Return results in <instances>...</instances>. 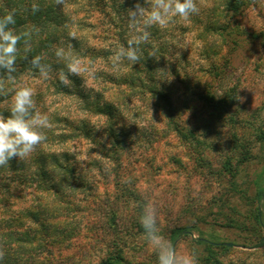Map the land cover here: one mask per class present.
<instances>
[{"label": "rangeland", "instance_id": "obj_1", "mask_svg": "<svg viewBox=\"0 0 264 264\" xmlns=\"http://www.w3.org/2000/svg\"><path fill=\"white\" fill-rule=\"evenodd\" d=\"M227 1L199 0V15L176 19L163 30L151 28L149 43L141 45L146 54L157 50L160 73L180 88L175 91L180 93L184 85L192 90L186 98L180 96L190 111L184 102L173 103L176 128L181 125L186 134H177L167 124L154 99L132 92L112 122L117 144L111 142L104 112L109 107L104 102L116 107L117 94L113 85L109 94L105 91L109 84L104 80L114 77L111 49L126 43L125 10L137 0H104L101 9H72L70 19L83 22L74 31L80 48L103 53L84 59L97 68L95 77L87 78L88 89L79 77L69 89L81 95L102 92L103 103L98 106L92 98L84 104L76 96L55 94L52 78H18L37 90V102L52 113V121L54 114L77 118L88 137L58 143L53 132V139L38 147L29 161L12 159L10 168H0V191L12 193V199L0 205V216L25 212L40 200L34 162L41 150L67 151L79 177H64L74 204L51 199L43 204L45 212L34 210L32 218L4 223L20 235L41 236V245L11 243L7 254L17 264H100L108 257L121 264H156L139 223L144 199L158 209L167 238L173 227H189V234L174 245L195 250L199 264H264V245H257L264 235V197L260 203L256 200L257 189H264V0H245L234 13L226 12ZM229 37L233 42L226 41ZM170 66L177 68L182 84L172 79ZM203 90L226 96L229 105L215 110L202 104L197 94ZM186 115L190 117L180 122ZM257 210L263 224L256 221ZM57 225L61 228L54 232ZM197 238L217 244L208 249Z\"/></svg>", "mask_w": 264, "mask_h": 264}, {"label": "trees", "instance_id": "obj_2", "mask_svg": "<svg viewBox=\"0 0 264 264\" xmlns=\"http://www.w3.org/2000/svg\"><path fill=\"white\" fill-rule=\"evenodd\" d=\"M35 2L39 3L40 10L33 14L31 11V4L33 3V0H0V16L4 15L12 8H15L17 10L15 17L16 25L14 26L17 31H22L33 26L39 29V32L37 34H34L33 37V52L31 53V55L47 53V62L53 64L54 72L59 71L63 67V65H57L55 63V57L51 52V48L52 46L59 44L61 41H63L64 46L71 44L74 51L79 53L83 60L86 58L92 59L97 55H102V50L96 54H94L93 52L85 53L83 49L78 45V42H76V39L71 40L68 37V32L75 31V29L78 26H81V24L83 23L82 21L75 22L74 20L70 19L69 15L74 10L73 8L80 7L84 9H101V7H103L105 4L104 0H65L63 8L56 6L54 4V0H35ZM244 4L245 0H228L225 6V10L226 12L234 13L242 9ZM222 32L223 31H221V33ZM229 33L230 31L228 30L224 35L226 36ZM262 35L264 36V31L262 32ZM226 41L233 42L232 38L230 37L228 39L226 38ZM147 55L148 54L142 52V56L146 57L145 59L142 58L141 61L135 64L133 67L127 66L126 68V66H123L124 68H122L121 75H119L118 77L114 75V77H109L104 80V82H107L109 84L106 87L105 91L109 94L112 90V87H115L114 91L117 94V98L115 97V94H113V97L116 98V107H113L111 102H104L106 106H109L104 112L105 115H107L108 121L110 123L109 133L111 135V142L113 141L114 144L118 143V134L115 133V127L112 125L113 119L119 118L122 100L125 98L127 101V98L132 92H135L139 96L154 99L156 101L155 105L157 106V108H159L160 113L165 116L167 124L172 127V129H174L177 134H186V129L181 125L179 126V128H176L178 125L175 124L177 117L175 108L173 107V103L184 102L186 103V110L190 111L191 106L189 104L187 105V102H185V99L183 98H186L189 92H192V90L188 86L184 85L180 90V93L178 91H175V89L180 88L173 87V85L170 84L169 80H164L165 77L160 73V70L163 69V65L159 64L155 57H150ZM21 56L22 53L18 55L17 59L18 70L17 73L14 74L16 78L18 79L20 76L27 74L38 76V73H36L35 70L31 68L30 64L27 61L23 60ZM168 70L171 72V75L173 77L172 79L175 82H180L182 84L183 81H181L179 77L177 68L170 66V68L168 67ZM0 74H3V70H0ZM213 74L214 76L218 75V72L215 71V68L213 69ZM77 79L78 77H71L73 85L77 83ZM195 81L199 82L198 80ZM50 85L54 88L55 94H60L67 97L76 96V98L80 100V103H89L92 98H96V104H98V106L99 103H103V98H101V95H103L102 92H92L88 94L83 92L84 94L81 95L75 88L69 89L62 86L55 75H53L52 77V82L50 80ZM111 85L113 86L111 87ZM118 86L121 87L118 88ZM180 96H182L183 98H180ZM197 96L202 104L214 107L215 110L217 109V107L223 108L225 107V105L228 106L230 102V100H228L226 96L217 97L215 92L212 91L203 90L200 91ZM175 98L179 101H174ZM87 109H90L89 106H87ZM90 110L93 111L92 109ZM183 113H178V115H185L186 112ZM4 114L8 115V113L6 112ZM186 116V119H180V122H185L190 117L189 115ZM53 118V122L63 123L64 126L59 129L53 127L51 130H49L47 133L48 140H50L51 138L53 139V132H56L55 136L58 143H63L81 137H88L84 130L85 128H83L82 125V127L78 125L80 122L79 119L74 117L65 118L64 116H58V114H54ZM81 124H84L83 121L81 122ZM37 159L38 161L34 162L38 168L37 173H34V176H36L37 178L34 188L37 192H39L40 200H38L36 204L32 206V208L24 210L25 212L16 211L12 214L0 216V244L3 245V249L5 251L4 259L0 261V264H17L16 261L11 258L9 254H7L11 243H25L26 245L32 246H34L35 244H42V241L40 240L41 236H36L35 233L34 236L27 235V232L25 233V235H20L19 233L11 230L8 226H4V223H12L16 219H19L25 215H28L32 218V212L34 210L38 212H45L43 204L47 203L51 199L57 198L61 203H66L68 205L74 204V201L72 200L73 198H71V195L73 194L65 190V186H63L65 184V176H70L71 180L74 178H79L74 176L76 169L74 165L69 162V153L64 150L57 151L56 149L41 150L38 153ZM11 195L12 193L8 191H0V205L4 204V201L5 203H8V201L12 199ZM263 197L264 189L258 188L256 191L257 202L260 203ZM256 221L259 224H263L261 220V213L259 210H257L256 212ZM60 228L61 226L57 225L56 227H53V230L55 232ZM187 234H189V227L175 226L169 230L168 239L174 244L180 236ZM197 242H202L208 247V249H212L213 245L217 244L215 242L202 238H197ZM219 245L221 247H224L221 244ZM257 245H264V235L259 240ZM118 260L119 259L116 257H108L100 264H121Z\"/></svg>", "mask_w": 264, "mask_h": 264}, {"label": "clouds", "instance_id": "obj_3", "mask_svg": "<svg viewBox=\"0 0 264 264\" xmlns=\"http://www.w3.org/2000/svg\"><path fill=\"white\" fill-rule=\"evenodd\" d=\"M54 4L63 8L65 0H54ZM39 10V3L33 0L32 13ZM200 11L199 0H144L143 4L137 0L133 7L125 10L129 29L126 43H117L111 49L109 63L113 69L112 74L117 77L121 75L120 69L125 62L135 65L146 58L142 56L141 45L149 43L151 28L166 29L174 20L186 21L193 15H199ZM16 12L12 8L0 16V70H3V74H0V168H10L9 162L12 159L29 161L37 148L47 142V133L54 126L52 113L37 102V90L14 75L18 70L19 54L22 53L21 58L38 73L40 80L47 81L55 75L66 88L72 86L71 77L75 76L82 79L87 90V78L95 77L97 73L94 62L84 61L71 44L64 46L63 41L51 48L55 63L63 65L59 71L54 72L53 64L47 62V53L31 55L33 37L39 29L33 26L17 31L14 27ZM68 37L71 40L78 38L74 31H69ZM147 56L156 59L160 57L155 49ZM139 223L146 244L156 256V264H199L195 250L178 248L162 233L158 209L147 199L141 205ZM4 256L5 251L0 244V261Z\"/></svg>", "mask_w": 264, "mask_h": 264}, {"label": "water", "instance_id": "obj_4", "mask_svg": "<svg viewBox=\"0 0 264 264\" xmlns=\"http://www.w3.org/2000/svg\"><path fill=\"white\" fill-rule=\"evenodd\" d=\"M226 245L230 246V245H231V243H227Z\"/></svg>", "mask_w": 264, "mask_h": 264}]
</instances>
